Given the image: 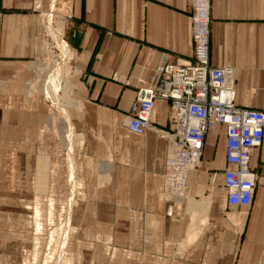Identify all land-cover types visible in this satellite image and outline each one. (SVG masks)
<instances>
[{
    "label": "crops",
    "instance_id": "obj_1",
    "mask_svg": "<svg viewBox=\"0 0 264 264\" xmlns=\"http://www.w3.org/2000/svg\"><path fill=\"white\" fill-rule=\"evenodd\" d=\"M34 1L0 0V106L21 100L38 71L32 65L40 33ZM40 1L47 10L50 1ZM68 4L65 39L78 71L72 94L83 106L78 180L81 189H91L81 195L78 231L86 251L94 252L80 264H252L264 236V141L251 157L257 177L253 205L241 212L227 207L220 188L225 129L219 125L209 133L200 167L188 181L190 197L211 198V209L199 236L181 248L192 226L189 201L160 199L175 130L171 102H155L143 137L124 125L139 88L153 82L164 59L194 61L189 0ZM210 60L234 69L239 107L264 112V0H211ZM263 258L254 263L263 264Z\"/></svg>",
    "mask_w": 264,
    "mask_h": 264
},
{
    "label": "built area",
    "instance_id": "obj_2",
    "mask_svg": "<svg viewBox=\"0 0 264 264\" xmlns=\"http://www.w3.org/2000/svg\"><path fill=\"white\" fill-rule=\"evenodd\" d=\"M189 7L194 61L179 65L164 59L153 82L139 88L124 125L130 134L143 137L152 125L155 102H171L175 130L169 138L162 190V200L169 204L188 199L189 175L201 164L209 133L223 126L226 168L221 192L228 208L250 209L257 186L251 157L264 141V112L239 107L234 69L211 64V0H189ZM42 9L35 0L39 16Z\"/></svg>",
    "mask_w": 264,
    "mask_h": 264
},
{
    "label": "rangeland",
    "instance_id": "obj_3",
    "mask_svg": "<svg viewBox=\"0 0 264 264\" xmlns=\"http://www.w3.org/2000/svg\"><path fill=\"white\" fill-rule=\"evenodd\" d=\"M61 2L62 5H69L68 0ZM48 34V30L40 26L38 55L34 62L42 60L44 51L52 52L53 57L54 52H57ZM74 61L73 53V60L67 67V78L73 86L75 84L72 80L78 75L77 69L73 66ZM33 72V77L29 81L35 79V71ZM69 108L75 127L80 133L83 106L81 110L79 108L80 111L73 106ZM54 111L45 96L34 93L27 99L26 90L21 100L13 101L9 106H0V264H34L36 247L39 254L37 264H42L51 228L65 220L66 200L71 190L68 157L59 133L60 118ZM51 117H55L56 124L51 122ZM78 140L74 155L77 178L80 171L76 149L81 142L83 144L82 140ZM105 173L107 171H103L102 174L100 172L102 178ZM102 178L100 181L103 183L106 179ZM79 186L78 180V189L75 192L78 205L76 204V210L72 212L74 214L73 222L71 221L72 232L67 243V257L72 264H80L88 258L89 253L91 259L94 253L93 250L86 251V246L82 243L84 238L79 235V216L77 218L79 206L83 203L81 195L87 197L91 189H81ZM241 212H249V210L241 209ZM194 222L197 223V218L192 219V226ZM200 231L195 234L196 238ZM38 235L40 243L36 246L35 238ZM193 242L186 245L182 243L180 247L186 248ZM258 243L262 246H258L253 252L252 264H255V261L258 263L259 258L264 256V236ZM262 261L264 264V258Z\"/></svg>",
    "mask_w": 264,
    "mask_h": 264
},
{
    "label": "bare ground",
    "instance_id": "obj_4",
    "mask_svg": "<svg viewBox=\"0 0 264 264\" xmlns=\"http://www.w3.org/2000/svg\"><path fill=\"white\" fill-rule=\"evenodd\" d=\"M49 1L50 6L48 11L42 9L40 26L48 30V35L52 38L53 46L55 45L57 52H54L53 57L52 52H43L41 50L43 52L42 60L36 64H32L33 68L38 69V71L35 72V79L29 81L27 84L26 98L29 99L34 93L42 94L45 96L50 106L55 110L54 112H56L60 118V123L57 122L60 126L59 133L64 149H67L68 157L69 187L71 190L66 200V216L62 223L51 228L46 243L47 250L45 258L42 260V264H72L67 257V243L70 241L72 232L73 213L74 210H76L75 207L78 205V200L75 194L78 189L77 165L74 156L75 146L77 140L79 139L78 141H80L82 138L81 134L75 127L76 125L74 124L68 108L73 106L78 109L80 105L72 98L73 86L69 84V79L67 78V67L72 62V52L64 35L67 21L66 18L70 11V6L67 4L62 5L61 0ZM51 122L56 124L55 117H51ZM161 196L163 198V195ZM69 197L71 198L70 200ZM187 201H189L190 204L189 209L192 214V219L195 220L197 218V223L195 224L194 222V226L189 230L187 239L183 242L185 245L190 244L196 239L195 234L206 222V216L211 209L212 204L211 198L208 197H203L201 201H195L190 197V192ZM174 203H179V201ZM200 219L202 220L199 221ZM42 229L43 228H41V231H43ZM35 241L36 246H38L40 243L39 235L36 236ZM38 255V248L36 247L34 252V264H37L38 262Z\"/></svg>",
    "mask_w": 264,
    "mask_h": 264
}]
</instances>
